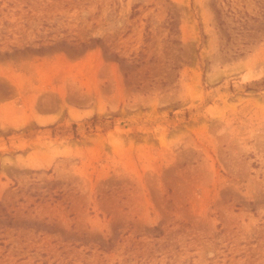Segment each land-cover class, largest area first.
<instances>
[{
  "label": "rangeland",
  "instance_id": "374dc122",
  "mask_svg": "<svg viewBox=\"0 0 264 264\" xmlns=\"http://www.w3.org/2000/svg\"><path fill=\"white\" fill-rule=\"evenodd\" d=\"M0 264H264V0H0Z\"/></svg>",
  "mask_w": 264,
  "mask_h": 264
},
{
  "label": "trees",
  "instance_id": "16d2710c",
  "mask_svg": "<svg viewBox=\"0 0 264 264\" xmlns=\"http://www.w3.org/2000/svg\"><path fill=\"white\" fill-rule=\"evenodd\" d=\"M28 50H30V48H27ZM246 86H248V87H251V85H246ZM89 121H90V124L91 125H94L97 121H98V119L95 117V116H93V117H91L90 119H88ZM47 127H50V128H52L53 130V133H56V124H53V125H49V126H47ZM76 127V124L75 123H72V128H75ZM71 128V129H72Z\"/></svg>",
  "mask_w": 264,
  "mask_h": 264
}]
</instances>
